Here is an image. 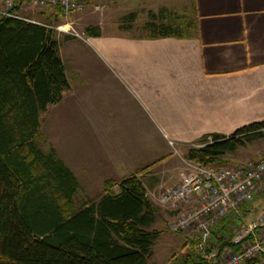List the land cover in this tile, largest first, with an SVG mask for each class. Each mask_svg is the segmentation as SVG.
<instances>
[{
	"label": "crops",
	"instance_id": "0c3cea01",
	"mask_svg": "<svg viewBox=\"0 0 264 264\" xmlns=\"http://www.w3.org/2000/svg\"><path fill=\"white\" fill-rule=\"evenodd\" d=\"M187 4L182 36L56 35L67 88L40 111L34 139L67 165L76 191L101 193L106 178L130 173L145 193L162 189L182 173V145L264 118V0ZM76 37L94 55L62 51Z\"/></svg>",
	"mask_w": 264,
	"mask_h": 264
},
{
	"label": "trees",
	"instance_id": "16d2710c",
	"mask_svg": "<svg viewBox=\"0 0 264 264\" xmlns=\"http://www.w3.org/2000/svg\"><path fill=\"white\" fill-rule=\"evenodd\" d=\"M163 15L158 11L157 21L144 22L147 35L182 36L192 27L191 17L163 20ZM58 16L54 8L45 22ZM123 17L131 20L134 14ZM83 30L89 35L100 32L97 24H87ZM66 88L53 29L0 14V264H145L159 233L152 227L158 207L140 179L134 173L118 181L106 178L99 195L82 198L75 205L73 173L51 146L43 151L35 142L40 111L56 102ZM261 136L264 118L240 124L226 134L204 133L185 155L204 164H219L225 152ZM246 211L244 202L238 214L217 220L206 245L232 246V233ZM184 238L191 247L182 250V244L181 251L172 252L163 264L203 261L198 240L192 235ZM239 264L264 263L257 254Z\"/></svg>",
	"mask_w": 264,
	"mask_h": 264
},
{
	"label": "built area",
	"instance_id": "2783aa9c",
	"mask_svg": "<svg viewBox=\"0 0 264 264\" xmlns=\"http://www.w3.org/2000/svg\"><path fill=\"white\" fill-rule=\"evenodd\" d=\"M94 0H0V14L20 17L25 20L40 22L55 31L71 33L70 14L79 11ZM22 2L46 12L56 8L57 19L62 22L46 23L45 20L29 18L18 13ZM47 15V12L45 13ZM77 35L76 33H73ZM169 142H174L168 139ZM186 168L179 179L172 185L162 188L157 195L159 204H165L173 211L168 220L171 231H182L198 240V250L202 256L199 264H239L244 259L259 255V262L264 263V210L257 211L240 223L232 233V246L206 245L210 227L230 213H237L240 204L249 201L262 186L264 176V152L230 165L204 164L193 159H186ZM180 204H185L180 207Z\"/></svg>",
	"mask_w": 264,
	"mask_h": 264
},
{
	"label": "rangeland",
	"instance_id": "374dc122",
	"mask_svg": "<svg viewBox=\"0 0 264 264\" xmlns=\"http://www.w3.org/2000/svg\"><path fill=\"white\" fill-rule=\"evenodd\" d=\"M95 2L98 3L99 6L94 7L92 6V3H87L83 6L80 11H75L70 14L69 19H71V33H65L61 31L57 32L53 30L54 36H75V34L73 33H76L80 37L81 35H84V37L87 36L90 39L91 36L89 34H86L83 30L84 26H86L87 24H97L99 26V29L101 28V31L104 32V34L120 31L132 35H142L147 33V29L144 27V22L146 20L151 19L157 21L159 19V17L157 16L158 11H161V13L164 14L162 16L163 20L172 18L174 20H181L182 15L183 18H188L191 15L188 11V0H94L93 3ZM184 6H186L187 10L182 8ZM183 10H185V12H181ZM38 11L39 9L37 7L30 6L29 4H27V2H22L18 9V13L20 15L39 20H46V12ZM150 11L153 12L152 16L150 15ZM128 12H133V19L127 20L123 17ZM62 21L63 20L56 19L54 21V24L55 22L58 23ZM59 41L62 42V39H60ZM61 45L62 51H71L79 56L90 57V53L88 52L90 48L86 45L84 41H81L77 37L70 41H63ZM92 54L94 55L93 52ZM43 116H45V114L44 112H41L39 115V120H42ZM201 135L202 134H200L198 138ZM44 137V133H41L40 139L43 149L46 148V141ZM169 144L174 149L179 145L175 142H170ZM191 145H197V143L194 142L193 144L182 145V147L184 148L182 149L181 147V151H186L187 147ZM262 152H264V136L254 137L250 140L245 141V143L236 146L233 150L225 152L222 156L223 161L219 164L214 165H230L233 163L241 162L247 158L257 156ZM186 159L187 158H184L182 160L183 162L180 160L182 170L181 172L185 171ZM154 171L155 170L153 169L152 172ZM159 187H153V190L151 192L146 193L148 198L152 200L158 207V214L157 216H155V220L152 223V227L159 229V233L151 245L152 252L147 258L146 264H163L172 252L181 251L180 247L182 246V244L186 246H184L182 250H186L187 248L191 247V243H186V241L184 240V237L186 235L189 237L190 234H187L185 232L180 233L171 231L168 228L167 223L173 211L170 209L169 206L165 204H159V202L157 201L156 196L158 191L161 189V187ZM99 193L100 192L85 194L83 192L76 191L73 200L75 202V205H78L79 200H81L82 198H86L87 195L90 198H93ZM246 203V213L248 214L244 215L245 219L253 216L257 211L261 209L264 210V177L262 179V186L259 192H257ZM184 205L185 204H180V207H183Z\"/></svg>",
	"mask_w": 264,
	"mask_h": 264
}]
</instances>
